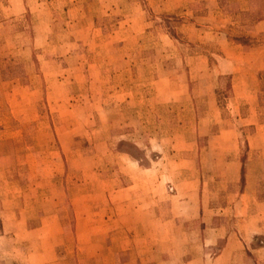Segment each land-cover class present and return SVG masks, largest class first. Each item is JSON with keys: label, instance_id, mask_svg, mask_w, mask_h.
Here are the masks:
<instances>
[{"label": "rangeland", "instance_id": "1", "mask_svg": "<svg viewBox=\"0 0 264 264\" xmlns=\"http://www.w3.org/2000/svg\"><path fill=\"white\" fill-rule=\"evenodd\" d=\"M244 185L264 0H0V264H264Z\"/></svg>", "mask_w": 264, "mask_h": 264}, {"label": "crops", "instance_id": "2", "mask_svg": "<svg viewBox=\"0 0 264 264\" xmlns=\"http://www.w3.org/2000/svg\"><path fill=\"white\" fill-rule=\"evenodd\" d=\"M261 22V21H258ZM259 25L256 24L255 26ZM119 192V191H117ZM233 211L235 216L240 217V221L242 225L248 226L250 229V235L254 234H264V211L261 209L264 207V197L260 196L258 194V191L255 189L249 190L246 185H244L243 189L236 194V201L234 202ZM46 219H42V224L38 225L36 229L43 228L45 224ZM215 228L214 230H221L220 237L225 238V245L222 247L221 255H224L225 252L231 251V253L238 254L241 252V248L244 249V241L249 238V235H247V231L244 230V235L239 233V235H235V239L231 241V237L229 232L224 228ZM238 242L243 246H238ZM232 249V250H229ZM251 254L253 255V259H256L257 261H264V245L258 246L254 249H251ZM27 260L31 259V255L26 256ZM33 261H36L37 258H34ZM46 261L44 258L40 257V260L36 261L37 263H43ZM32 263V262H31Z\"/></svg>", "mask_w": 264, "mask_h": 264}, {"label": "trees", "instance_id": "3", "mask_svg": "<svg viewBox=\"0 0 264 264\" xmlns=\"http://www.w3.org/2000/svg\"><path fill=\"white\" fill-rule=\"evenodd\" d=\"M235 41L237 43H240V44H248L247 38H238V39H235ZM224 78H226L228 80V89L230 90L231 89V85H230V78H231V76L230 75H225ZM225 97L226 96H224L223 98H225ZM251 127H253V126H251ZM242 179H243V177H242Z\"/></svg>", "mask_w": 264, "mask_h": 264}]
</instances>
